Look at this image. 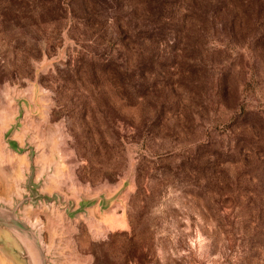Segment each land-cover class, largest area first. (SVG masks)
Masks as SVG:
<instances>
[{
	"label": "rangeland",
	"instance_id": "374dc122",
	"mask_svg": "<svg viewBox=\"0 0 264 264\" xmlns=\"http://www.w3.org/2000/svg\"><path fill=\"white\" fill-rule=\"evenodd\" d=\"M139 1L0 0V209L47 264H264V0Z\"/></svg>",
	"mask_w": 264,
	"mask_h": 264
},
{
	"label": "water",
	"instance_id": "95a60500",
	"mask_svg": "<svg viewBox=\"0 0 264 264\" xmlns=\"http://www.w3.org/2000/svg\"><path fill=\"white\" fill-rule=\"evenodd\" d=\"M38 197L37 204L39 205L41 200ZM43 200L45 203L47 199L44 197ZM72 210V207L70 209L66 208L68 212H72ZM0 229L7 233L8 248L11 250L12 255L16 257L17 262L20 264H47V257L44 255L36 227L30 228L14 213H8L0 209Z\"/></svg>",
	"mask_w": 264,
	"mask_h": 264
},
{
	"label": "trees",
	"instance_id": "16d2710c",
	"mask_svg": "<svg viewBox=\"0 0 264 264\" xmlns=\"http://www.w3.org/2000/svg\"><path fill=\"white\" fill-rule=\"evenodd\" d=\"M139 2L142 6H145V9L137 14V19L140 18L141 21L137 28V35H140L144 40H150L154 35L159 33L160 23L163 24L174 18L172 15L161 16V7L163 5L161 0H140Z\"/></svg>",
	"mask_w": 264,
	"mask_h": 264
}]
</instances>
